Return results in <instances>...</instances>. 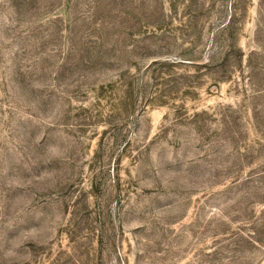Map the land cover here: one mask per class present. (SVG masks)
I'll return each instance as SVG.
<instances>
[{"label":"rangeland","instance_id":"374dc122","mask_svg":"<svg viewBox=\"0 0 264 264\" xmlns=\"http://www.w3.org/2000/svg\"><path fill=\"white\" fill-rule=\"evenodd\" d=\"M0 264H264V0H0Z\"/></svg>","mask_w":264,"mask_h":264}]
</instances>
